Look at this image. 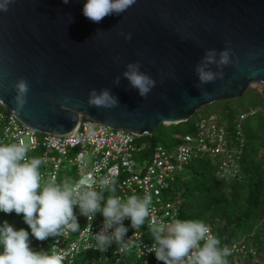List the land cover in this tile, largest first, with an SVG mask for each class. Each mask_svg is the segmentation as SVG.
Segmentation results:
<instances>
[{"label": "water", "instance_id": "95a60500", "mask_svg": "<svg viewBox=\"0 0 264 264\" xmlns=\"http://www.w3.org/2000/svg\"><path fill=\"white\" fill-rule=\"evenodd\" d=\"M84 3L9 0L0 10V100L41 133L71 137L88 119L153 138L161 124L264 85V0H135L99 23L84 16ZM209 49L230 63L209 65L217 78L199 85L195 69ZM130 62L156 82L147 97L122 76ZM21 78L29 92L17 112L12 86ZM93 88H109L119 105L89 106Z\"/></svg>", "mask_w": 264, "mask_h": 264}, {"label": "clouds", "instance_id": "9594fccd", "mask_svg": "<svg viewBox=\"0 0 264 264\" xmlns=\"http://www.w3.org/2000/svg\"><path fill=\"white\" fill-rule=\"evenodd\" d=\"M62 2L67 4L70 0ZM8 3L9 0H3L0 10L6 11ZM134 3L135 0H86L83 14L92 22L99 23L106 16L120 15ZM125 38L131 39V34ZM229 63L226 51L220 52L217 58L215 50H207L202 63L195 69L199 85L217 78V74L208 70L209 65L222 68ZM219 75L222 78L223 73ZM122 76L141 97H147L156 83L140 71L139 62L128 63ZM120 80L121 77L117 76L113 83L118 86ZM12 87L16 92L14 110L20 112L27 103L29 84L21 78ZM88 104L97 108H113L119 105V100L109 88L99 91L93 88L89 90ZM29 150L24 143L0 144V211L22 214L31 235L38 241L61 236L67 231H78L80 225L74 208L78 207L80 215L88 220H93L100 213L104 220L102 228L93 233L95 248L105 251L115 243L120 251H125L128 229L123 221L129 219L133 229L144 225L150 216L151 196L106 197L104 193L114 194L116 191V181L111 176L82 178L71 184L45 182L39 170L44 161L37 157L29 158ZM149 228L153 240L151 252L163 264H228L231 250L227 246L221 247L220 240L202 221L175 219L168 224L153 221ZM63 259L56 253L33 250L29 231L24 228L17 230L7 221L0 226V264H63Z\"/></svg>", "mask_w": 264, "mask_h": 264}, {"label": "built area", "instance_id": "2783aa9c", "mask_svg": "<svg viewBox=\"0 0 264 264\" xmlns=\"http://www.w3.org/2000/svg\"><path fill=\"white\" fill-rule=\"evenodd\" d=\"M264 113L263 107H253L240 114L244 120L258 112ZM0 127L3 134L2 144L24 143L28 145V157L41 158L40 166L43 181H55L62 170H75V180L93 179L111 176L115 179V195L121 199L129 196H151L150 216L145 224L133 229L129 219L123 221L128 229L127 248L113 243L105 251L95 248L93 233L103 225V216L97 213L93 220L80 215L74 208L80 229L67 231L58 237L36 240L29 233L30 247L35 251L56 253L64 257L63 262L72 263L84 251L102 252L110 264H123L129 258L139 264H163L151 252L153 243L150 223H171L179 219L182 206L180 195H171V189L178 175L196 158L209 156L216 164L217 175L226 180L242 177L239 161L242 154L243 130L238 127L236 145L229 137V131L216 114L201 117L196 124L194 134L177 135V143L171 147L153 144L138 135L124 129H113L102 123L84 119L82 130L71 137L51 133H41L25 125L16 114L0 100ZM99 191V188L97 187ZM210 227L214 235L213 227ZM229 249L235 258V264L244 260H253L263 264L256 248L245 239L234 242Z\"/></svg>", "mask_w": 264, "mask_h": 264}, {"label": "trees", "instance_id": "16d2710c", "mask_svg": "<svg viewBox=\"0 0 264 264\" xmlns=\"http://www.w3.org/2000/svg\"><path fill=\"white\" fill-rule=\"evenodd\" d=\"M264 106V85L249 86L240 98L218 101L200 108L187 121L177 124H161L153 138L143 135L153 144L171 147L177 143V135L194 134L201 117L216 114L229 131V137L236 145L238 127L243 130L242 154L239 161L242 177L226 180L217 175L216 164L209 156L193 159L178 175L171 189V195L182 197L179 214L181 220H199L213 227L220 246L228 248L236 241L245 239L253 245L260 261L264 264V113L258 112L244 120L240 114L253 107ZM3 134L0 127V144ZM241 145V144H240ZM75 170H62L58 184L73 183ZM7 221L15 229L24 228L31 233L23 216L15 212L0 211V226ZM53 237H50V239ZM228 264H235V258L227 257ZM63 264H110L102 252L84 251L72 263ZM123 264H139L132 258ZM241 264H259L244 260Z\"/></svg>", "mask_w": 264, "mask_h": 264}, {"label": "rangeland", "instance_id": "374dc122", "mask_svg": "<svg viewBox=\"0 0 264 264\" xmlns=\"http://www.w3.org/2000/svg\"><path fill=\"white\" fill-rule=\"evenodd\" d=\"M252 86L259 87V86H260V84H253Z\"/></svg>", "mask_w": 264, "mask_h": 264}]
</instances>
